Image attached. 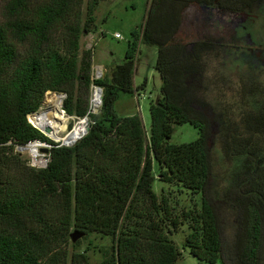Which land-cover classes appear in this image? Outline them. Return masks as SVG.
Returning a JSON list of instances; mask_svg holds the SVG:
<instances>
[{"label":"trees","instance_id":"trees-1","mask_svg":"<svg viewBox=\"0 0 264 264\" xmlns=\"http://www.w3.org/2000/svg\"><path fill=\"white\" fill-rule=\"evenodd\" d=\"M108 0H0V264H91L70 252L94 236L109 238L99 264H178L173 240L201 264H264V87L239 80L238 102L209 99L210 66L227 49L223 39L183 36L186 14L240 17L263 0H150L144 25L125 60L93 81L94 48L82 38L98 31L96 13ZM140 44L158 48L161 98L150 105L149 137L139 115L116 106L134 87ZM93 85L103 91L90 113ZM47 94L65 96L63 111L88 118L89 132L73 146L52 142L30 121ZM199 138L172 145L176 126ZM230 168L219 198L210 193L211 142ZM50 146L46 168L31 167L17 148ZM155 181L200 205L179 210ZM234 223L225 244L221 214ZM82 235L72 245V235ZM72 243V244H71ZM91 244V242H90Z\"/></svg>","mask_w":264,"mask_h":264},{"label":"rangeland","instance_id":"rangeland-1","mask_svg":"<svg viewBox=\"0 0 264 264\" xmlns=\"http://www.w3.org/2000/svg\"><path fill=\"white\" fill-rule=\"evenodd\" d=\"M102 4H104L103 11L105 6H108L111 7L112 14L109 16L108 24L100 26L106 33L105 37L99 40L95 46L97 54L94 63L95 65H122L125 60L128 42L132 40L133 33L140 31L144 25L150 0H110ZM211 15L208 20H205L203 16L199 15L198 10L190 9L186 14L183 36L196 39L199 33L201 36L224 40L227 46L226 51L220 59H213L210 66L209 99L214 105L222 103L231 106L239 100L240 79L253 78L264 87V0L252 10V13H245L244 16H225L220 15L217 11L212 12ZM116 34H120L123 39H116ZM157 56V47L145 44L139 45L134 71V87L139 89V92L133 96L122 95L116 106L117 114L120 117L139 115L148 137L151 130L150 105L157 103L161 98V78L155 69ZM96 67L94 68L95 71H97ZM93 97L94 92L91 98V111L99 112V108L95 110ZM58 98V95L47 94L45 102L38 113L49 110L52 107L49 101H57ZM64 116H66L67 121L62 124L63 132L72 131L81 122L67 115ZM88 121H86L87 127L89 125ZM46 137L52 142L63 146L61 142ZM198 138V131L192 126H176L170 144H190L197 141ZM210 147L212 176L209 190L217 199L222 189L229 183L230 168L225 162L220 146L215 139L211 142ZM25 148L26 150L17 149V152L29 162L31 167L45 165V158L48 157V153L42 150H47L48 147L37 146V159L34 158L30 145ZM153 190L159 196L164 190H167L166 195L170 197L174 205L178 203L176 206L179 210L195 208L200 205L199 197L179 195L174 192L175 189H169V186L159 181H155ZM221 219L223 239L225 244H229L233 238L234 223L229 220L227 213L221 214ZM187 234L188 229L185 227L173 237L182 253L178 264H201L190 254L189 249L183 247ZM111 245L112 241L109 238L103 239L94 236L83 242L80 247H70V252H74L75 249L77 252L87 251L91 264H99L102 260L99 250ZM217 264H223V262L219 261Z\"/></svg>","mask_w":264,"mask_h":264},{"label":"bare ground","instance_id":"bare-ground-1","mask_svg":"<svg viewBox=\"0 0 264 264\" xmlns=\"http://www.w3.org/2000/svg\"><path fill=\"white\" fill-rule=\"evenodd\" d=\"M101 92L98 91L94 94L93 104L95 110L100 108L101 104ZM52 104V107L32 118L30 121L39 128L46 136L59 141L66 145H73L79 141L82 137L85 136L87 132L86 121L81 120L79 124L70 132H63L62 124H65L67 119L66 116L62 113V98L59 96L57 101H49ZM31 152L34 156L37 155V146H31Z\"/></svg>","mask_w":264,"mask_h":264},{"label":"crops","instance_id":"crops-1","mask_svg":"<svg viewBox=\"0 0 264 264\" xmlns=\"http://www.w3.org/2000/svg\"><path fill=\"white\" fill-rule=\"evenodd\" d=\"M108 1H110V0H108ZM103 7H104V4H101V6L99 7V9L96 13L97 25H99L98 31L82 38L81 50L84 51V50H89V49L94 48L93 68H95V66H97L96 67L97 69H103L104 70L105 76H110L111 70L115 67L114 65H112V66L111 65H104V64L95 65V63H94V60H95V57L97 54L95 51V46L98 44L99 40H101L103 37H105V33H106L105 31H103V29H101L100 26L107 25L109 22V16L112 14L111 7L105 6L104 11H103ZM148 8H149V6H148ZM147 11H148V9H147ZM146 14H147V12H146Z\"/></svg>","mask_w":264,"mask_h":264},{"label":"built area","instance_id":"built-area-1","mask_svg":"<svg viewBox=\"0 0 264 264\" xmlns=\"http://www.w3.org/2000/svg\"><path fill=\"white\" fill-rule=\"evenodd\" d=\"M115 38L116 39H119V40H122L123 38H122V36L120 35V34H116V36H115ZM105 76V72H104V70L103 69H97V71H93V81H97V80H99V79H101V78H103ZM98 91H100L101 92V104H100V108H101V105H102V95H103V91H102V89L101 88H99V87H97V86H95V85H93V87H92V94H93V92H94V94L96 93V92H98ZM99 108V109H100ZM90 113L91 114H97L98 112H95V111H91V104H90ZM87 120H88V118H86ZM86 120V121H87ZM89 122V121H88ZM89 126V125H88ZM37 143V144H36ZM36 143H33V144H36L35 146H39V145H41V146H43V147H48L47 148V150H48V154H47V158H45V165H43L42 167H34V168H38V169H43V168H46L47 166H48V163H49V160H50V158H49V150H50V146H48L47 144H43V143H39V142H36ZM39 144V145H38ZM32 145L30 144V147H31ZM17 149H20V150H26V148L24 147V148H17ZM38 149V148H37ZM34 158L35 159H37L38 158V156L36 155V156H34Z\"/></svg>","mask_w":264,"mask_h":264},{"label":"water","instance_id":"water-1","mask_svg":"<svg viewBox=\"0 0 264 264\" xmlns=\"http://www.w3.org/2000/svg\"><path fill=\"white\" fill-rule=\"evenodd\" d=\"M60 97L62 98V105H63V100L65 99V96H60ZM46 111H47V110H46ZM62 113L66 115V113H65L64 111H62ZM38 114H39V113H36L35 115L31 116L30 118H32V117H34V116H36V115H38ZM29 120H30V119H29ZM86 120H87V119H84V121H86ZM89 130H90V127L88 126V127H87V132H86V134L89 132ZM86 134H85V135H86ZM62 145H63V146H66V147H70V146H73L74 144H73V145H66V144H63V143H62ZM42 151L45 152V153H48V150H42ZM81 237H82V235H79V234H73V235H72V243H73V244L77 243V241L80 240Z\"/></svg>","mask_w":264,"mask_h":264},{"label":"flooded vegetation","instance_id":"flooded-vegetation-1","mask_svg":"<svg viewBox=\"0 0 264 264\" xmlns=\"http://www.w3.org/2000/svg\"><path fill=\"white\" fill-rule=\"evenodd\" d=\"M249 13H252V11H251V12H247L246 14H249ZM242 15L244 16V15H245V13H244V14H242ZM242 15H241V16H242Z\"/></svg>","mask_w":264,"mask_h":264}]
</instances>
